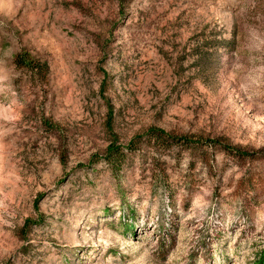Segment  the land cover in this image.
I'll list each match as a JSON object with an SVG mask.
<instances>
[{
  "label": "rangeland",
  "instance_id": "obj_1",
  "mask_svg": "<svg viewBox=\"0 0 264 264\" xmlns=\"http://www.w3.org/2000/svg\"><path fill=\"white\" fill-rule=\"evenodd\" d=\"M0 264H264V0H0Z\"/></svg>",
  "mask_w": 264,
  "mask_h": 264
},
{
  "label": "trees",
  "instance_id": "obj_2",
  "mask_svg": "<svg viewBox=\"0 0 264 264\" xmlns=\"http://www.w3.org/2000/svg\"><path fill=\"white\" fill-rule=\"evenodd\" d=\"M35 66V65H31L30 66V69L31 68H33V67ZM149 134H150V136L151 137H153V139L154 140H158L159 138H162V137H164L163 135V132L162 131H157V130H152V131H150L149 132ZM180 140H183L185 143H190V142H192V141H189L188 139H186V138H184V139H180ZM225 150H229L228 148H224ZM231 150V149H230ZM109 156L107 157V161H108V163L111 165V167H112V170H114L115 168H117L116 166H117V163H116V161L115 160H113V159H116V153H117V151H116V149L114 150V149H111L110 151H109Z\"/></svg>",
  "mask_w": 264,
  "mask_h": 264
}]
</instances>
